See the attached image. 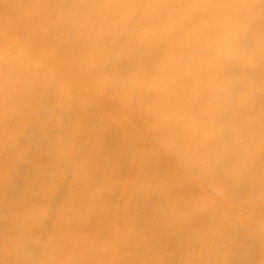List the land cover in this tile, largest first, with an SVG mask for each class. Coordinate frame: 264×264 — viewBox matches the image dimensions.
<instances>
[{"label": "bare ground", "instance_id": "bare-ground-1", "mask_svg": "<svg viewBox=\"0 0 264 264\" xmlns=\"http://www.w3.org/2000/svg\"><path fill=\"white\" fill-rule=\"evenodd\" d=\"M0 264H264V0H0Z\"/></svg>", "mask_w": 264, "mask_h": 264}]
</instances>
